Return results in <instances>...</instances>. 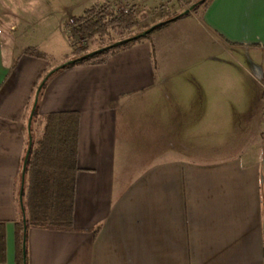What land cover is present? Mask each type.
Instances as JSON below:
<instances>
[{"label": "crops", "instance_id": "crops-1", "mask_svg": "<svg viewBox=\"0 0 264 264\" xmlns=\"http://www.w3.org/2000/svg\"><path fill=\"white\" fill-rule=\"evenodd\" d=\"M106 2L0 0V264H264V0H210L48 79L38 116L79 115L72 225L28 227L20 257L34 89L74 58L70 21ZM59 49L54 63L24 54ZM218 72L228 87L216 94Z\"/></svg>", "mask_w": 264, "mask_h": 264}, {"label": "trees", "instance_id": "trees-1", "mask_svg": "<svg viewBox=\"0 0 264 264\" xmlns=\"http://www.w3.org/2000/svg\"><path fill=\"white\" fill-rule=\"evenodd\" d=\"M198 1H201V3L193 10V13H197L200 9L204 10L210 2V0H194L193 2L196 3ZM180 13H177L172 17L177 16ZM169 24L171 23L158 27L154 31H158ZM136 27V14L132 8L124 13L101 6L93 7L86 11L84 16L75 19L73 25L68 27V38L73 44L74 58L87 53L85 49L81 48L80 45L82 43L92 42L96 38H102L105 36L110 39L109 43H107V45H110L116 42L112 40L111 32L119 35V40H123L128 38L125 34L131 36L135 35L133 34V29ZM149 27L137 33H140ZM149 35L143 39L148 38ZM138 41L140 40L101 53L71 66L101 64L109 55L127 49ZM24 54L36 59L47 60L44 54L34 50H26ZM39 83L36 85L34 93ZM34 93L28 108L27 118L33 103ZM34 125H36L35 129L33 127ZM78 126L79 115L76 113L49 114L39 117L36 106L31 120L30 135L32 138V145L26 162L25 181L22 195V209L24 211V217L26 218V229L28 227H36L64 231L71 228L75 196ZM27 147L28 135L26 136L25 151L22 157L16 190V203L19 212L18 223L20 226V233L18 234L20 257L22 253L21 241L23 233V215L18 201V193L20 189L21 170ZM4 243L3 224H0V262L3 259ZM24 254H26V250L24 251Z\"/></svg>", "mask_w": 264, "mask_h": 264}, {"label": "rangeland", "instance_id": "rangeland-1", "mask_svg": "<svg viewBox=\"0 0 264 264\" xmlns=\"http://www.w3.org/2000/svg\"><path fill=\"white\" fill-rule=\"evenodd\" d=\"M193 1L194 0H181L180 2L176 3L175 0H119V1L109 0V2H106L100 6L109 8L111 10L114 9L116 11H123L125 9L129 10L130 8H132L136 14L137 27L133 29V34H136L137 32L149 27L150 25L156 22L167 20L173 15L184 11L186 8H188L194 3ZM71 21L74 23V19H72ZM155 32L156 31L152 32L148 38H152L151 36H154L153 34H155ZM110 34L112 40L114 41L119 40L120 38L119 35L112 32ZM125 36L129 37L131 35L125 34ZM109 40L110 39L104 36L102 38H96L92 42L82 43L80 46L82 49H85V51H87L88 53L94 50L101 49L105 46H108L107 43H109ZM146 40L148 39L146 38ZM65 51L67 50L59 49V50H52L51 52L49 51V53L46 52L47 53L46 58L47 60L49 59L51 63H54L55 61L58 60L60 56L62 57V54ZM217 59L227 60L228 53L225 54L222 51L218 50ZM237 59L240 60L239 58ZM225 70L228 71V67H226ZM215 77H217L216 81L211 83L210 89L213 90V92H215L216 94H219L220 92L224 91L226 87H228V83L224 79L225 77H222L220 73L218 75L215 74Z\"/></svg>", "mask_w": 264, "mask_h": 264}, {"label": "water", "instance_id": "water-1", "mask_svg": "<svg viewBox=\"0 0 264 264\" xmlns=\"http://www.w3.org/2000/svg\"><path fill=\"white\" fill-rule=\"evenodd\" d=\"M200 3H201V1H198V2H196L194 4H192L191 6H189L188 8H186L184 11H182L177 16H174V17L169 18L167 20L158 22V23L152 25L151 27H149L148 29H146V30H144V31H142L140 33H137V34H135V35H133L131 37L125 38L123 40L116 41V42H114V43H112V44H110L108 46H105V47H103L101 49H98V50H94V51L88 52V53H86V54H84V55H82L80 57L67 60L66 62H64V63L56 66L55 68L51 69L50 71H48L47 74L40 81L39 85L37 86V88L35 90L33 103H32L31 110H30V113H29V116H28V120H27L28 147H27V151H26V154L24 156V161H23V165H22L21 178H20V189H19V193H18V201H19V205L21 207V213L23 215V219H22V223H23L22 256H23V259H24V256H25L24 251H25V232H26V221H25V217H24V211L22 209V195H23V187H24V181H25V168H26V162H27V159H28V156H29L31 145H32V138H31V135H30L31 120H32L33 114L35 112L37 103H38L39 94H40L43 86L45 85V83L48 81V79L53 74H55L56 72L66 68L68 66L74 65L75 63L84 61L86 59H89V58L94 57L96 55H99L101 53L110 51L112 49L121 47V46H123L125 44H129L131 42H135L137 40H141V39L145 38L147 35H149L152 32H154V30L157 29L158 27H161V26H163L165 24H168V23H172V22L176 21L177 19H179L180 17H184V16L190 14L191 12H193V10Z\"/></svg>", "mask_w": 264, "mask_h": 264}, {"label": "built area", "instance_id": "built-area-1", "mask_svg": "<svg viewBox=\"0 0 264 264\" xmlns=\"http://www.w3.org/2000/svg\"><path fill=\"white\" fill-rule=\"evenodd\" d=\"M112 1H117V0H112ZM119 1V0H118ZM181 0H175V2H180ZM128 10L127 9H125V10H123V11H121V12H124V13H126ZM70 25H73V22L72 21H70Z\"/></svg>", "mask_w": 264, "mask_h": 264}]
</instances>
